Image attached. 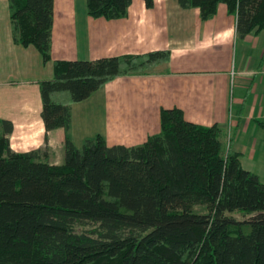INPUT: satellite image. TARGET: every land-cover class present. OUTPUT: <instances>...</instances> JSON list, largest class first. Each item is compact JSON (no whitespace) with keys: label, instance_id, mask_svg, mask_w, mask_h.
Listing matches in <instances>:
<instances>
[{"label":"trees","instance_id":"16d2710c","mask_svg":"<svg viewBox=\"0 0 264 264\" xmlns=\"http://www.w3.org/2000/svg\"><path fill=\"white\" fill-rule=\"evenodd\" d=\"M9 1L15 42L51 61L55 0ZM179 1L204 21L227 5L241 38L264 31V0ZM86 2L90 17L118 20L133 0ZM170 60L158 51L56 61L40 89L47 132L67 133L62 165L14 152V126L0 121V264H264V183L226 151L223 127L171 109L161 134L138 147H109L98 135L78 149L70 139L74 104Z\"/></svg>","mask_w":264,"mask_h":264},{"label":"crops","instance_id":"0c3cea01","mask_svg":"<svg viewBox=\"0 0 264 264\" xmlns=\"http://www.w3.org/2000/svg\"><path fill=\"white\" fill-rule=\"evenodd\" d=\"M133 0L118 20L88 15L86 0H55L52 59L14 40L10 1L0 0V121H9L11 149L65 161L64 129L47 132L40 83L54 79L56 61H97L169 51L168 64L118 78L72 106L70 139L78 149L101 135L109 147H138L162 132L163 110L224 128V147L264 183V31L241 38L237 15L220 4L204 21L179 0ZM99 110L98 114H96ZM93 137V138H92Z\"/></svg>","mask_w":264,"mask_h":264},{"label":"rangeland","instance_id":"374dc122","mask_svg":"<svg viewBox=\"0 0 264 264\" xmlns=\"http://www.w3.org/2000/svg\"><path fill=\"white\" fill-rule=\"evenodd\" d=\"M99 110H97L96 114H98ZM93 138V137H92ZM95 138V137H94ZM236 217L239 219V220H246V219H249L250 216L249 215H243V214H236Z\"/></svg>","mask_w":264,"mask_h":264}]
</instances>
